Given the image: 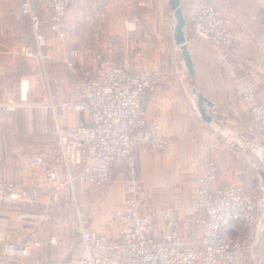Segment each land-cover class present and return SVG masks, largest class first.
Wrapping results in <instances>:
<instances>
[{"label": "crops", "instance_id": "0c3cea01", "mask_svg": "<svg viewBox=\"0 0 264 264\" xmlns=\"http://www.w3.org/2000/svg\"><path fill=\"white\" fill-rule=\"evenodd\" d=\"M149 1L143 4V0H134L135 3L132 0H78L67 11L62 33L47 34L49 46L44 49V58L21 60L18 68L21 82H28L27 101L35 107L14 112L0 109V151L3 153L0 180L12 181L19 190H27L32 201L0 208V264L76 261L82 239L75 226L81 218L88 219L90 227L98 231L118 233L116 212L123 207V201L110 216L105 209L109 205L100 208L93 204V195L85 191L88 187L75 179V173L59 157L58 128L86 123L87 117L69 116L58 107L38 105L39 102L50 104L54 95L58 100L70 96L76 74L91 70L88 64L93 68L96 65L98 50L88 49L95 40L99 41L97 53L115 64L127 62L135 70L159 66L163 71L156 91L147 94L143 101L147 116L155 118L172 139V152L164 161L169 168L185 169L182 172L185 185L180 186L182 177L173 179L169 194L171 210L160 222L161 229L171 216H188L185 210L194 203L195 175L204 154L216 159L221 184L244 187L258 184L264 189V162H259L250 149V144L258 138L251 129V116L242 104L238 89L220 61V48L192 37L186 30L195 68V74H190L182 50L175 42L176 18L169 0ZM189 1L181 0L182 6ZM208 1L224 10L236 36L230 61L240 73L247 74L264 103V0ZM72 60L76 73L67 66ZM47 89L50 93L46 96ZM198 92L214 103L206 106L207 113L213 116L211 122L205 121L198 111ZM154 152L137 151L138 164L147 170L158 169ZM36 154L42 156V163H32ZM48 166L57 170L56 180L47 179ZM115 172L117 179L125 173L123 168ZM261 198L254 225L245 227L235 222L227 230L231 236L245 239L247 264H264V194ZM25 212L38 215L21 216ZM29 234L40 238L39 249L19 261L2 256L5 240Z\"/></svg>", "mask_w": 264, "mask_h": 264}, {"label": "built area", "instance_id": "2783aa9c", "mask_svg": "<svg viewBox=\"0 0 264 264\" xmlns=\"http://www.w3.org/2000/svg\"><path fill=\"white\" fill-rule=\"evenodd\" d=\"M77 1L21 0L18 8L9 9L15 20L29 19L34 44H21L17 51L9 50L0 56L2 89L17 81L15 65L19 55L44 58L48 41L44 21L48 22L50 31L62 33L67 11ZM183 11L185 31L220 48V61L238 89L242 104L251 116V129L258 138L250 144L251 152L259 162H264V103L247 74L240 73L230 61L236 36L224 10L213 1L190 0ZM67 64L73 73L77 72L73 62ZM162 75L159 66L135 70L127 62L115 64L97 53L95 67L76 74L71 84L72 94L59 102L51 99L50 106L59 107L67 115L87 117L86 123L59 127L56 136L59 157L81 185L103 190L111 182L114 170L125 167L131 174L126 182L130 190L123 207L116 212L118 233L98 231L90 227L88 219L81 218L75 226L82 239L80 256L70 264H247L245 239L231 236L227 230L235 222L245 227L254 225L258 220L257 205L244 186L219 182L217 162L207 154L198 162L194 203L185 210L188 216H171L165 228L156 231L150 212L144 208L135 182L137 151L167 154L172 150V139L155 118L147 116L143 101L147 94L156 91ZM27 89L24 90L21 82L19 99L4 92L0 109L14 112L31 106L27 102ZM43 161L39 154L32 159L33 164ZM46 176L50 181L56 180L55 167L48 166ZM30 201L27 190H19L12 181L0 180V208ZM37 215L21 213V216ZM40 246V238L29 234L5 240L1 254L19 261Z\"/></svg>", "mask_w": 264, "mask_h": 264}, {"label": "rangeland", "instance_id": "374dc122", "mask_svg": "<svg viewBox=\"0 0 264 264\" xmlns=\"http://www.w3.org/2000/svg\"><path fill=\"white\" fill-rule=\"evenodd\" d=\"M20 1L21 0H0V56L3 54L6 55V53L9 52V50H13L14 52L17 51V48L21 44H34L33 30H32V25L29 19L25 18L22 21H17L9 14V9L18 8L20 5ZM143 1L148 2L149 0H143ZM132 2H134V0H132ZM63 25H66V22L63 21ZM43 26H45L44 29H45L46 34L52 32L48 29V22L44 21ZM94 28H95V25L90 27V29H94ZM62 31H63V26H62ZM48 46H49V41H47V46L44 47V49L47 50ZM88 49H91L90 52L91 51L94 52L96 50L99 51V41L95 40V42L92 43L91 48L89 46ZM44 52L46 53V51ZM91 57L94 59V56H91ZM22 59L35 60L37 58L29 59L21 55L18 56L16 65H15L17 81L14 82V84L11 86H8V87L6 86L7 87L6 90L0 87V98L1 96H3L4 92L10 93L12 96L16 97L17 99L20 98L21 77H20L18 68H20L19 66L22 62L21 61ZM71 62H73L74 66L76 67L75 61L72 60ZM96 63H97V55H96ZM86 65H83V66H86ZM88 66H90L89 69H93L91 64H88ZM72 77H74V75H72ZM24 83H26V87L24 88V90H26L28 87V82L24 81L23 87H24ZM70 92H71L70 93L71 95L72 89L70 90ZM47 93H50L48 92V89L46 92V96H47ZM53 97H51V99H55L56 102L61 101V100H58V98H56L55 95ZM48 98L49 97H47V101L45 100L46 102H49ZM43 105L48 106L50 104H47V103L45 104L44 102ZM31 107H35V105ZM31 107L29 106V108ZM170 153L160 154L158 152H154V155L156 156L154 161L159 166L158 169H155V171L153 169L147 170L142 166L141 163L138 164L137 162V170L135 174V180H136L135 182L137 184L136 189L138 190V193L141 195V198L143 199L144 208L148 212H150L153 226L155 230L157 231L163 230L160 228L161 226L160 222L163 220V218H165V216L171 210L169 194H170V189L172 186L173 179L176 178V176L182 177V172L185 170L183 168H179V169L169 168V164L164 160L165 158L168 157V155H170ZM0 154H1V159H0L1 161L3 158V153L0 151ZM122 168L124 169L125 173L122 175L120 174L117 179L116 174H115L116 172L114 170L111 182L105 189L102 190L98 188H87L85 190L86 192L88 191L89 193L93 195L92 197L93 204L96 203L97 207L101 208V206H104L105 204L109 205V206H106L107 208L105 209L106 211L109 210L110 216L113 215L114 210L118 207L119 204L122 203L124 197L127 195V193L130 190V185H127L126 182L131 179V174L130 172H128V170L125 167H122ZM164 169H167L166 174H163L165 172ZM116 179L118 180V183H116ZM183 179H184L183 177L180 178V186L182 188H184V185H185ZM245 188L252 195L257 205V208L259 210L260 209L259 207L261 205L260 203L262 201L261 197L264 194V189H261V186H259L258 184L252 185V186H245Z\"/></svg>", "mask_w": 264, "mask_h": 264}, {"label": "water", "instance_id": "95a60500", "mask_svg": "<svg viewBox=\"0 0 264 264\" xmlns=\"http://www.w3.org/2000/svg\"><path fill=\"white\" fill-rule=\"evenodd\" d=\"M169 3L176 18L175 35H174L175 42L177 45L180 46L182 50V56L184 58L185 65L187 66L188 71L190 72V74L194 75L195 68H194L192 56L188 50V46L186 42V35H185L186 19L184 16L182 2L181 0H169ZM213 105L214 103L202 92L197 93L198 111L201 117L207 122H211L213 120V116L207 113L206 106H213Z\"/></svg>", "mask_w": 264, "mask_h": 264}]
</instances>
